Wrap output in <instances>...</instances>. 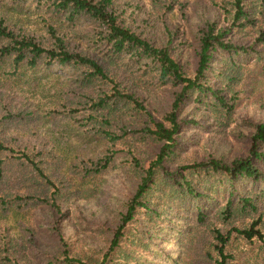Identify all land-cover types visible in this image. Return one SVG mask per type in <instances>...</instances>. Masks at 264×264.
Instances as JSON below:
<instances>
[{"label": "trees", "instance_id": "16d2710c", "mask_svg": "<svg viewBox=\"0 0 264 264\" xmlns=\"http://www.w3.org/2000/svg\"><path fill=\"white\" fill-rule=\"evenodd\" d=\"M32 1L45 34L25 35L0 17V62L9 61L14 77L28 72L34 86L35 74L61 72L51 109L0 90V216L15 229L0 226V264H264V122H244L247 153L229 162L181 163L185 150L175 142L183 107L204 109L187 122L213 120L224 130L246 66L264 78V0H219L223 23L199 24L193 53L175 27L165 25L158 38L152 24V38L130 30L113 0ZM168 89L169 108L158 110ZM61 129L105 148L70 157L54 137ZM119 157L133 189L113 222L65 233L68 206L98 196V181ZM44 205L51 242L40 249L25 217ZM238 238L248 247L234 250Z\"/></svg>", "mask_w": 264, "mask_h": 264}, {"label": "rangeland", "instance_id": "374dc122", "mask_svg": "<svg viewBox=\"0 0 264 264\" xmlns=\"http://www.w3.org/2000/svg\"><path fill=\"white\" fill-rule=\"evenodd\" d=\"M154 1L160 0H113L112 6L117 13L122 11L121 18L126 20L124 25L132 31H143L144 37L152 38L151 32L148 30L149 24L155 27L157 38L163 36L165 25L177 28L180 39L188 38L190 46L187 48L191 49L192 53L196 41L190 34H194L199 24H202L206 19L217 22V25L223 23L222 17L217 15L219 0H178L179 3L174 4L172 8L167 4L169 0H161V3L156 7H154ZM41 13L39 10H34L32 0L19 2L0 0V17L4 18L5 24L28 36L39 38L45 34L43 13ZM157 43L162 42L158 40ZM246 67L247 76L240 85L239 98L233 109V122L224 130H218L213 126V120L209 124L200 120L197 124L187 122L191 117L199 119L198 115L204 109L196 111L191 106L182 108L179 118L185 120V125L181 133L175 136L176 146L185 150L179 153L181 163L200 161L208 156L222 157L226 162H229L235 156L246 155L249 140L239 135L241 131L245 132V136L249 135L244 122H264L263 73L256 74L257 65L255 64H248ZM189 69L190 71L192 69L191 63ZM54 71L49 73L47 78L35 74L37 84L34 86L33 80L29 79L28 72L14 77L9 61L0 62V90L10 89V93L16 96L20 102L30 101L38 110L51 109L53 93L58 88L57 83L59 82L54 77L61 72L60 70ZM172 92L173 90L169 89L160 92L158 101L162 107L158 110L169 108ZM196 105L195 103L194 106ZM54 137L61 140L60 146L67 151L70 157L74 155L88 157L93 155L96 150L101 149L102 151L105 148L103 143L98 145L88 143L80 139L75 131L68 129L59 130L54 134ZM120 147L116 145L111 149L119 151ZM118 163L123 164L125 161L120 157L117 158L114 166L98 181V196L86 201L73 202L68 206V210L65 212L68 213L66 223L69 225L64 230L65 233H68L72 227L78 229L83 224L110 225L113 222L120 205L133 189V181L125 172L127 164L115 166ZM50 211L51 209L47 205L39 206L25 217L27 223L37 232L36 241L40 249L44 248L47 242H51L50 239H47L51 219ZM55 217L58 218L59 214L55 213ZM0 226L9 227L11 232L15 231L11 219H2L0 216ZM258 228L263 234V224H260ZM170 240L172 239L169 237L168 241ZM246 242L245 239L238 238L232 248L234 250L245 249L248 247ZM253 242L259 244L260 240L254 237ZM161 248L163 251L169 252L170 245L164 243Z\"/></svg>", "mask_w": 264, "mask_h": 264}]
</instances>
